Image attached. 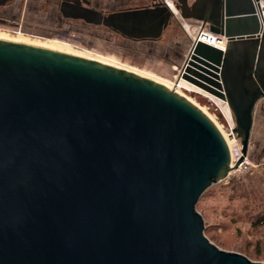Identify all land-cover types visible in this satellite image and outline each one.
<instances>
[{"label":"water","instance_id":"water-1","mask_svg":"<svg viewBox=\"0 0 264 264\" xmlns=\"http://www.w3.org/2000/svg\"><path fill=\"white\" fill-rule=\"evenodd\" d=\"M229 39L194 42L177 81L227 103L247 155L264 99V25L254 0H174ZM66 18L158 40L167 1ZM239 158L233 167L243 160ZM228 142L195 103L143 75L0 39V264H264L205 235L197 204L232 170Z\"/></svg>","mask_w":264,"mask_h":264},{"label":"rangeland","instance_id":"rangeland-1","mask_svg":"<svg viewBox=\"0 0 264 264\" xmlns=\"http://www.w3.org/2000/svg\"><path fill=\"white\" fill-rule=\"evenodd\" d=\"M61 1L15 0L11 6L0 8V39L82 56L172 87L191 52L196 35L194 28L199 25L196 20L183 19L174 0H166L173 5L175 16L162 37L138 41L103 25L64 18L59 11ZM259 1L264 7V0ZM91 2L99 10L115 12L149 4L151 0ZM178 91L224 131L232 127L233 121L235 123L233 115L223 110L228 105L222 100V103L212 100L188 87ZM256 109L249 149L254 164L252 171L233 174L212 185L200 198L197 209L205 221V235L212 243L223 250L241 253L264 263V221L261 222L264 217V99Z\"/></svg>","mask_w":264,"mask_h":264},{"label":"built area","instance_id":"built-area-1","mask_svg":"<svg viewBox=\"0 0 264 264\" xmlns=\"http://www.w3.org/2000/svg\"><path fill=\"white\" fill-rule=\"evenodd\" d=\"M257 1L261 4V2L259 0H257ZM261 6H262L261 7L262 11L259 10V13H257V15L260 19L261 25H264V7H263V5H261ZM197 22L199 23V25L194 28V32H196V35L193 38V43L196 41H202V42L207 43V44L211 43L210 45L215 46V44L213 42L215 37L218 41H224V39L226 38V37L224 38L223 35L219 36V35L212 33L208 29V27L205 28V26H203L202 22H200V21H197ZM230 113H231V111H230ZM234 129H235V123L233 121L232 127L227 128L226 131H224L227 134V136L230 140V143H231V147L230 146L229 147H230L231 156H232V167L237 163V161L239 160V158L241 156H243L244 158L238 167L235 166L232 168L228 177L233 175V174L250 173L252 171L253 166H254L253 161L249 155L250 144H249V149H248L247 155H244L242 152V145L240 143V140L237 138V136L234 132Z\"/></svg>","mask_w":264,"mask_h":264},{"label":"bare ground","instance_id":"bare-ground-1","mask_svg":"<svg viewBox=\"0 0 264 264\" xmlns=\"http://www.w3.org/2000/svg\"><path fill=\"white\" fill-rule=\"evenodd\" d=\"M254 2H255V6H256V10H257V13H259V10L261 11V5L259 4V2L257 1V0H254ZM172 9L174 8L173 7V5L172 4H170L169 5ZM224 38H225V36H224ZM228 39V38H227ZM226 38L224 39V41H218L217 39H216V37L214 38V44H215V46L217 47V48H219V49H221L222 51H226V49H227V46H228V42H229V39L227 40ZM4 40H6V39H4ZM9 41H11V40H9ZM17 42V41H16ZM20 43H23V42H20ZM28 44V43H27ZM211 44V43H210ZM32 45V44H31ZM37 46V45H36ZM40 47H42V46H40ZM46 48V47H45ZM50 49V48H49ZM53 50H55V49H53ZM57 51H59V50H57ZM61 52H63V51H61ZM70 54V53H69ZM82 57V56H81ZM138 74V73H137ZM144 76V75H143ZM146 77V76H145ZM164 85V84H163ZM165 86H167V85H165ZM168 88H170V89H172V90H174V91H176L177 93H179L180 95H182L179 91H178V89L179 88H183V87H188V89H192L193 91H195V92H199V93H203L205 96H207V97H209L210 99H212V100H216V101H218V102H221V100L220 99H218L217 97H214L213 95H211V94H209V93H207V92H205V91H203L202 89H200V88H198V87H195L194 85H192V84H190L189 82H187V81H185V80H180V81H175L174 83H173V85H172V87H169V86H167ZM182 96H184V95H182ZM185 97V96H184ZM188 99V98H187ZM261 101V100H260ZM222 103V102H221ZM258 105V104H257ZM219 106V105H218ZM199 107V106H198ZM222 110V109H221ZM223 110L225 111V113L227 112L228 114H230V109H229V107L227 106V107H225V108H223ZM223 112V111H222ZM221 128V129H220ZM220 130H222L221 132H222V134L224 135V137H225V139H226V141L228 142V144H229V146L231 147V143H230V140H229V138H228V136H227V134L224 132V130L222 129V127L220 126Z\"/></svg>","mask_w":264,"mask_h":264},{"label":"flooded vegetation","instance_id":"flooded-vegetation-1","mask_svg":"<svg viewBox=\"0 0 264 264\" xmlns=\"http://www.w3.org/2000/svg\"><path fill=\"white\" fill-rule=\"evenodd\" d=\"M15 0H0V8L1 9H4V8H6V7H9V6H11V4L14 2ZM162 1H166V0H151V2L149 3V4H145V5H141V6H139V7H148V8H153V7H156V6H158L159 5V3L160 2H162ZM193 1L194 0H189V3L191 4V3H193ZM63 3H67V4H71L72 6H74L75 8H78V9H76V13L77 14H80L81 12H80V9H84V8H93V9H96V10H99V9H97L95 6H94V4H93V2H91V0H62L61 1V3H60V6H59V11H60V13H61V15L64 17V18H66L65 16H64V14H63V12L61 11V8H62V6H63ZM136 7H138V6H136ZM136 7H129V8H124V9H119V10H117V11H115V12H118V11H122V10H126V9H131V8H136ZM80 8V9H79ZM99 11H101L102 13H103V15H109L110 13H113V12H109V11H103V10H99ZM68 19H72V20H80V21H83V22H85V23H87V24H89V25H95V24H92V23H88V22H86L85 20H83V19H80V18H76V19H74V18H68ZM97 26V25H96ZM98 26H100V25H98ZM106 27V26H105ZM108 28V27H107ZM110 29V28H109Z\"/></svg>","mask_w":264,"mask_h":264},{"label":"crops","instance_id":"crops-1","mask_svg":"<svg viewBox=\"0 0 264 264\" xmlns=\"http://www.w3.org/2000/svg\"><path fill=\"white\" fill-rule=\"evenodd\" d=\"M256 112H257V109H256V111H255V119H256V117H257V115H256L257 113H256ZM254 122H255V121H254ZM253 128H254V127H253ZM252 131H253V130H252Z\"/></svg>","mask_w":264,"mask_h":264},{"label":"trees","instance_id":"trees-1","mask_svg":"<svg viewBox=\"0 0 264 264\" xmlns=\"http://www.w3.org/2000/svg\"><path fill=\"white\" fill-rule=\"evenodd\" d=\"M264 221V217L261 219V222H263Z\"/></svg>","mask_w":264,"mask_h":264}]
</instances>
